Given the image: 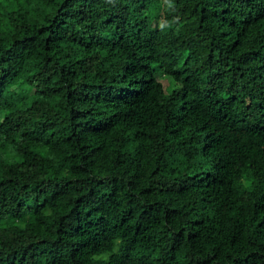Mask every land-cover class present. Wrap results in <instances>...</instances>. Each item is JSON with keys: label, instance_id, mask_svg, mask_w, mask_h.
<instances>
[{"label": "trees", "instance_id": "16d2710c", "mask_svg": "<svg viewBox=\"0 0 264 264\" xmlns=\"http://www.w3.org/2000/svg\"><path fill=\"white\" fill-rule=\"evenodd\" d=\"M172 3L0 0V264H264V0Z\"/></svg>", "mask_w": 264, "mask_h": 264}, {"label": "clouds", "instance_id": "9594fccd", "mask_svg": "<svg viewBox=\"0 0 264 264\" xmlns=\"http://www.w3.org/2000/svg\"><path fill=\"white\" fill-rule=\"evenodd\" d=\"M165 4L169 10L173 12L176 10L174 4L172 3V0H165ZM176 19V17H173L171 22L168 21L170 27L172 26V23H175Z\"/></svg>", "mask_w": 264, "mask_h": 264}]
</instances>
